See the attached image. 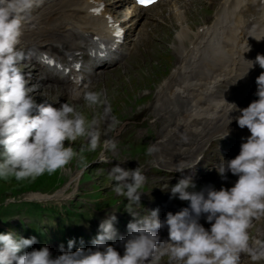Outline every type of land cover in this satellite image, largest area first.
<instances>
[{
  "label": "clouds",
  "instance_id": "1",
  "mask_svg": "<svg viewBox=\"0 0 264 264\" xmlns=\"http://www.w3.org/2000/svg\"><path fill=\"white\" fill-rule=\"evenodd\" d=\"M42 2L0 0V146L3 147L0 180L4 181H35L46 173L63 171L74 160L86 170L89 165L83 151L77 152L70 145L85 139L90 152L101 146L98 113L89 118L69 103H63L59 109L47 102L37 104L31 95L35 87L28 86L18 67L16 49L23 34L22 19ZM256 63L264 69V56L258 55ZM256 84L258 100L246 108L236 109L241 114L234 118L238 126L247 128L251 135L241 143L239 154L234 159L221 161L217 169L224 180L227 172L238 176L233 187L215 190L207 186L196 191L192 178L184 177L171 187L170 198L188 201L189 207L175 214L168 212L164 220L159 218V209L139 217L132 206L140 204L147 177L139 167L125 170L117 165L108 173L113 182L112 190L126 197V210L134 218L139 217L128 223V236L120 238L123 256L107 243L115 241L117 236L114 227L117 218L110 214L99 224V234L92 240L94 247L72 251L76 241L69 240L68 251L61 244L62 254L55 258L47 246L24 251L37 243L35 236L23 238L14 232L0 234V264H160L165 255L168 264L173 261L241 264L242 254L249 255L253 261L264 260V246L254 249L249 235L253 220L264 217V72L257 77ZM83 99L88 108L106 104L102 92L87 91ZM231 105V110L236 108ZM33 110L38 115H30ZM104 110L109 111L107 107ZM65 141L69 146H65ZM116 147L112 139L103 141L104 150L114 151ZM154 151L155 146H150L146 154L150 156ZM108 161L102 152L96 162ZM202 215H206L211 224L210 230L199 223ZM165 227L168 240L160 243L158 230ZM80 243L83 244L82 239Z\"/></svg>",
  "mask_w": 264,
  "mask_h": 264
},
{
  "label": "rangeland",
  "instance_id": "2",
  "mask_svg": "<svg viewBox=\"0 0 264 264\" xmlns=\"http://www.w3.org/2000/svg\"><path fill=\"white\" fill-rule=\"evenodd\" d=\"M214 5L203 4L197 2L188 16L193 25L200 24L201 20L206 21L207 17L212 16V10ZM167 10V8H165ZM201 12L200 18L197 15V12ZM195 20V21H194ZM170 27L167 29L157 30V34L160 39H162L167 46V50H162L160 44H157L159 48V54L162 56L158 61L152 60L139 66L138 68L132 67L131 70H119L114 73L106 74L100 81H98L91 91H97L103 93V98L106 101L105 106L88 108L83 99L82 102L73 105L78 110L83 111L86 116L92 118L93 114H99V125L98 130L100 132V142L101 146L97 148L95 152L88 151V143L85 139H78L73 142L70 146L74 148L77 152L83 151V155L86 158V163L89 167L86 170H82V167L78 165V162L74 160L66 169L63 171H58L55 174L48 175L47 173L43 176L37 178L35 181H23L17 182L15 179H9L7 181L0 180V220L5 221V217H2L5 211L9 209H22L26 216L29 218L36 219L41 221L43 219H51L50 217H57L54 215V212L50 208H42L36 204L32 203H8L12 200L24 199L28 194H54L55 191L65 193L66 196L70 194H78V196H88L97 199L110 200L111 202L115 201L117 206L121 202V196L117 195L113 190V182L109 179L108 176H104L103 168L98 167L96 162L103 152L104 156H110L113 152H117V147L114 151L104 150L103 141L106 139V131L103 129L106 127V130H109L110 126L113 123V118L117 122L121 117L131 116V121L129 127L123 133V138L127 139L131 131H133L138 126H143L145 121L140 120L136 110L143 111L144 107L142 104H146L151 100V95L147 93L160 88L166 81V76L172 68V57L170 54L171 50H174L177 46L173 42L174 37V28L176 23L173 18L168 21ZM195 23V24H194ZM163 46V45H162ZM164 52V53H163ZM115 85V86H114ZM161 85V86H160ZM111 89L109 93H106V90ZM40 97L47 98L46 101L54 99L57 94L50 95L49 90H45L43 95L38 93ZM33 96V95H32ZM149 96V100L147 97ZM43 103V102H40ZM37 103V104H40ZM71 105V104H70ZM107 107L109 111L105 113L104 108ZM151 111H157L158 105L152 104V107L149 108ZM145 115L148 113H143ZM115 122V123H116ZM65 146H69L68 142L65 141ZM3 148L0 146V162L3 160ZM147 184L145 189L150 188ZM102 200H94V202H99ZM105 203V202H104ZM112 204V203H109ZM108 204V205H109ZM120 207V206H118ZM18 219H23L24 221L27 218L18 212L15 213L13 217L10 218L11 223H17ZM19 221V220H18Z\"/></svg>",
  "mask_w": 264,
  "mask_h": 264
},
{
  "label": "bare ground",
  "instance_id": "3",
  "mask_svg": "<svg viewBox=\"0 0 264 264\" xmlns=\"http://www.w3.org/2000/svg\"><path fill=\"white\" fill-rule=\"evenodd\" d=\"M182 7L179 6V5L172 4L170 9H169V13L167 14V17L169 18V20L173 17V20H174V22L177 25L174 28V33L175 34H174V37H173V39H174L173 42H177L179 44L180 43H185L186 41L191 40L193 38L194 34H195L196 29L199 28V27H202V26H204L206 24V21L201 20L202 19L201 12L198 11L196 16H198L200 18V20H201L200 24H198L196 26L193 25L192 22L190 21L189 16H187V11L184 9V7H183V12L181 11ZM170 15L172 17H170ZM81 31L83 33L84 32H88V31L93 32L94 28L83 26V27H81ZM91 88H92V86H90L87 89V91H90ZM110 90L111 89L106 90V93H109ZM76 104H78V102H74L73 103V105H76ZM86 109L87 108L83 109V111L85 112ZM167 135L169 136L168 140H171L172 139V133L171 132H167ZM172 150L174 151V150H176V148L172 149Z\"/></svg>",
  "mask_w": 264,
  "mask_h": 264
},
{
  "label": "snow or ice",
  "instance_id": "4",
  "mask_svg": "<svg viewBox=\"0 0 264 264\" xmlns=\"http://www.w3.org/2000/svg\"><path fill=\"white\" fill-rule=\"evenodd\" d=\"M138 3H140L142 6H147L155 2V0H137ZM98 11V10H94ZM103 47V45H101ZM77 68H79V65H77Z\"/></svg>",
  "mask_w": 264,
  "mask_h": 264
}]
</instances>
